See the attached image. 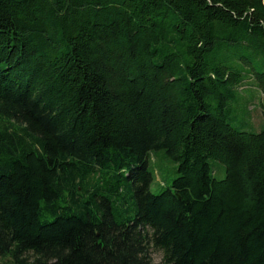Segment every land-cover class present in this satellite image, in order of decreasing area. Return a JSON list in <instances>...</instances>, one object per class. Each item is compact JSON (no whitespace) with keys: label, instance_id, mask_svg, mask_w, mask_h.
<instances>
[{"label":"trees","instance_id":"trees-1","mask_svg":"<svg viewBox=\"0 0 264 264\" xmlns=\"http://www.w3.org/2000/svg\"><path fill=\"white\" fill-rule=\"evenodd\" d=\"M0 264H264V0H0Z\"/></svg>","mask_w":264,"mask_h":264},{"label":"rangeland","instance_id":"rangeland-1","mask_svg":"<svg viewBox=\"0 0 264 264\" xmlns=\"http://www.w3.org/2000/svg\"><path fill=\"white\" fill-rule=\"evenodd\" d=\"M249 87V86H248ZM249 90H243L242 94H245L247 101L241 103L239 106H232L233 112V125L237 128H246L249 131H259L263 125L262 109L259 105V99L250 98L251 94ZM251 123V124H250ZM250 127V128H249ZM175 164L166 159L162 152H153L149 154V169L153 174V180L150 183L149 189L152 193L158 194L166 186L170 185V182L175 177ZM215 177L221 179L224 177L223 169H219L215 173ZM150 258L154 263L161 260V252L158 250H151Z\"/></svg>","mask_w":264,"mask_h":264}]
</instances>
